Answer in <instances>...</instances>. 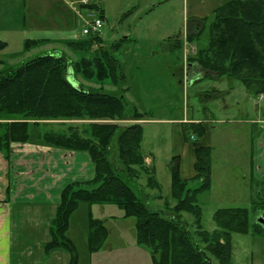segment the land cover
Instances as JSON below:
<instances>
[{
	"label": "rangeland",
	"instance_id": "rangeland-1",
	"mask_svg": "<svg viewBox=\"0 0 264 264\" xmlns=\"http://www.w3.org/2000/svg\"><path fill=\"white\" fill-rule=\"evenodd\" d=\"M80 1L0 0V72L46 53L63 54L71 64L83 58L95 60L102 50L111 52V47L121 41L113 58L118 61L124 79L118 87L108 79L104 89L123 95L128 112H136L142 119L95 122L121 126L141 124L142 150L151 160L146 163L155 167L161 188H148L147 178L142 177L130 182L136 195L154 209H164L166 204L175 206L171 196L170 163L178 157L182 176L191 178L196 173L193 146H208L213 151L212 186L198 197L203 229L208 232L217 229L213 217L221 209L247 208L256 220L263 218L264 212H253L252 201L254 198L264 200V185L262 180L251 175L252 162H259L264 168V159L256 155L257 143L264 144V95L256 96L240 80L226 76L204 75V72L201 78L194 79L192 66H198L189 61L199 48L207 46L215 10L231 0H90L104 10L103 41L93 43L88 51H76L67 43L84 39L83 30L90 19L88 7L81 11ZM201 28L200 40L186 44L187 34ZM38 39L50 41L30 50L25 48L27 40ZM179 39L183 46L175 47ZM72 67L69 81L73 85L100 88L101 84L82 77L74 64ZM185 72L192 73L193 80L188 81ZM130 116L132 113L128 118ZM193 120L205 124L206 135L198 140H186L184 124ZM14 121L19 120L0 116V123ZM91 122L31 121V137L38 140L40 133L45 131L69 133L71 127ZM199 185L195 181L190 188L196 189ZM87 206L83 204L74 212L69 232L80 253V264L87 261L84 252L88 235ZM92 213L94 218L104 221L110 231L105 254L103 258L97 255L100 260L97 264H148L151 258L144 253L116 251L137 243L135 218H124L123 211L114 205H94ZM182 220L204 249L205 245L195 235L194 217L184 213ZM232 245L234 264H264V234L234 233ZM141 246L152 257L151 250ZM114 247L115 251H111Z\"/></svg>",
	"mask_w": 264,
	"mask_h": 264
},
{
	"label": "trees",
	"instance_id": "trees-1",
	"mask_svg": "<svg viewBox=\"0 0 264 264\" xmlns=\"http://www.w3.org/2000/svg\"><path fill=\"white\" fill-rule=\"evenodd\" d=\"M104 19V10L100 11ZM203 22H200V26ZM202 28L186 36V43L194 44L202 37ZM48 39L27 40L30 50L49 42ZM101 35L88 36L67 43L69 48L88 51L93 43H102ZM176 47H182L176 40ZM121 41L102 50L95 60L83 58L74 64L82 77L101 84L99 89L73 85L69 71L71 61L63 54L46 53L34 57L19 66L0 72V116L19 121L0 123V153L10 159L15 143H38L48 147L87 153L94 167V177L87 181H74L66 185L51 224V240L45 251L64 249L71 255L70 264H78L79 255L68 236L70 218L80 204L114 205L123 211L124 218L136 219V235L139 245L151 250L153 264H234L232 235L264 234L247 208L221 209L215 212L217 229L208 232L202 226V208L198 203L201 193L212 186V155L208 146H196L195 176L182 177L179 158L170 163L172 199L164 209H154L141 200L130 182L146 179V186L160 190L155 167L146 163L148 156L142 150L143 128L141 124L121 126L95 121L141 120L136 112L128 118L125 98L121 94L104 89L111 79L114 87L123 81L124 75L113 58L121 47ZM6 44L3 43L2 47ZM114 50V51H113ZM190 63L205 73L216 77L240 80L250 93L264 95V0H231L217 8L210 24V39L206 47L199 48ZM40 120H87L90 124L71 127L69 133L42 132L38 140L31 137L30 123ZM207 129L203 123L184 124V137L201 139ZM198 181L199 187L190 184ZM257 195V194H256ZM253 212H264V200L254 198ZM191 214L195 219V235L205 245L195 241L186 228L182 215ZM264 214V213H263ZM109 238L105 222L88 215L87 244L91 254L100 252Z\"/></svg>",
	"mask_w": 264,
	"mask_h": 264
},
{
	"label": "crops",
	"instance_id": "crops-1",
	"mask_svg": "<svg viewBox=\"0 0 264 264\" xmlns=\"http://www.w3.org/2000/svg\"><path fill=\"white\" fill-rule=\"evenodd\" d=\"M192 69L196 74L193 73L194 79L201 78L200 76L204 74L199 67L192 66ZM184 74L187 75L188 81L193 80L192 73ZM198 122L193 120L191 123ZM196 146H193V152ZM256 149L257 157L264 159L262 141L257 143ZM255 159L257 161V158ZM148 161H151L149 157L146 159V162ZM251 176L258 177L257 180H262L264 185V168L261 163L252 162ZM93 177L94 167L87 153L48 147L38 143L13 144L9 160L0 153V264H70L71 255L68 251L54 249L46 252L45 246L51 240V224L60 203L63 188L74 181H87ZM82 205L80 204L79 208ZM87 207L88 218V215L93 213L92 207ZM72 216L68 236L77 249L73 238L69 235ZM85 239L84 252L87 261L83 260V263L97 264V261H100L99 258H103L105 254L110 237L104 248L96 254L89 252L87 236ZM114 249L116 247L111 248V251H115ZM117 249V252L144 253L143 255L151 258L150 261L148 258V264H153L148 251L138 243ZM77 252L80 257L78 249Z\"/></svg>",
	"mask_w": 264,
	"mask_h": 264
},
{
	"label": "built area",
	"instance_id": "built-area-1",
	"mask_svg": "<svg viewBox=\"0 0 264 264\" xmlns=\"http://www.w3.org/2000/svg\"><path fill=\"white\" fill-rule=\"evenodd\" d=\"M74 4V3H73ZM81 11L83 8L87 9L88 16L90 19L87 21V25L83 30L84 36H97L102 33L104 27V20L99 15V11L97 9H89V6H93L94 4L90 0H81L79 2ZM75 5V4H74ZM77 12L79 13L78 8H76Z\"/></svg>",
	"mask_w": 264,
	"mask_h": 264
},
{
	"label": "water",
	"instance_id": "water-1",
	"mask_svg": "<svg viewBox=\"0 0 264 264\" xmlns=\"http://www.w3.org/2000/svg\"><path fill=\"white\" fill-rule=\"evenodd\" d=\"M259 223L264 227V218H260Z\"/></svg>",
	"mask_w": 264,
	"mask_h": 264
}]
</instances>
